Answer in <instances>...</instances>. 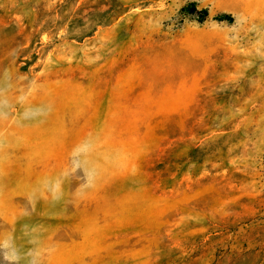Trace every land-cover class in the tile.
Listing matches in <instances>:
<instances>
[{
  "label": "rangeland",
  "instance_id": "rangeland-1",
  "mask_svg": "<svg viewBox=\"0 0 264 264\" xmlns=\"http://www.w3.org/2000/svg\"><path fill=\"white\" fill-rule=\"evenodd\" d=\"M0 264H264V0H0Z\"/></svg>",
  "mask_w": 264,
  "mask_h": 264
},
{
  "label": "trees",
  "instance_id": "trees-1",
  "mask_svg": "<svg viewBox=\"0 0 264 264\" xmlns=\"http://www.w3.org/2000/svg\"><path fill=\"white\" fill-rule=\"evenodd\" d=\"M189 11H190V12H196V10L193 9V8H192V9L189 8ZM202 13H203L202 18L205 17L206 15H208L207 10H203ZM220 17H221V18H219V20H227V21H232V20H233L232 16H220Z\"/></svg>",
  "mask_w": 264,
  "mask_h": 264
}]
</instances>
